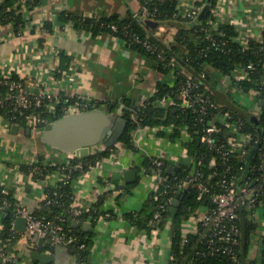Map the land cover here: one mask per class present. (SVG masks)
Returning <instances> with one entry per match:
<instances>
[{
    "label": "crops",
    "instance_id": "0c3cea01",
    "mask_svg": "<svg viewBox=\"0 0 264 264\" xmlns=\"http://www.w3.org/2000/svg\"><path fill=\"white\" fill-rule=\"evenodd\" d=\"M197 1L205 4L202 0H177L179 13H185ZM218 2L217 19L234 24L240 32L239 39L261 38L264 0ZM28 3V0L15 2L14 7L18 6L24 14L21 31L15 30L13 22L0 23V69L16 74L33 93L49 90L87 96L103 101L99 106L107 111V102H113L117 108L109 112L116 116L125 100L134 107L144 105L146 100L156 96L160 83H173L172 73H162L151 57L129 47L117 35L109 32L93 35L76 27L74 22L60 18L63 12L96 17L118 14L122 17L138 16L150 22L152 17L147 15L140 0H40L34 9ZM49 22L51 28L46 25ZM178 30L174 23H158L152 31L165 44L171 45ZM61 54L68 56L66 66L61 65ZM209 69L212 74L217 73L213 67ZM222 80L233 90L226 76ZM220 82L213 88L226 100V96L229 98L232 93L225 95ZM248 96L257 103L256 96ZM256 103L249 106L237 102L240 106L235 108L252 114L251 107ZM14 124L17 123L0 118V186L13 192L16 208L34 212L44 200L47 189L60 184L62 173L55 166L42 178H35L32 172L23 171L21 164L67 162L71 153L45 142L41 138V129L29 127L28 131L19 125L14 129ZM154 127L135 129L132 132L134 149L118 142L115 151L103 156L99 167L84 171L74 180L75 206L88 209L101 199L100 208L111 213L100 216L96 222L91 218L78 222L70 220L74 225L79 224L84 233L92 232L93 243L86 262H80L65 245L41 247L45 240L28 238L25 231L14 228V219L13 229L20 237L15 245L17 259L12 264H168L176 227L171 219L156 228L148 225V211L153 207L147 211L143 208L152 198L157 180L154 174L142 169L143 160L145 157L165 156L167 169L172 165H178L180 169L183 163L191 164L193 160L187 154L182 155L168 137L158 133L163 130L162 126ZM99 145L91 146L90 153ZM127 170L136 171V179L128 181L125 178ZM128 212H137L138 217L146 221L144 224L135 222L126 216ZM255 217L257 220L264 218L263 206L258 208ZM3 229L0 216V241ZM179 229L182 234L194 233L197 229L195 215L182 220ZM34 250L48 253L47 260L34 258ZM252 256L250 254L251 264L255 263Z\"/></svg>",
    "mask_w": 264,
    "mask_h": 264
},
{
    "label": "trees",
    "instance_id": "16d2710c",
    "mask_svg": "<svg viewBox=\"0 0 264 264\" xmlns=\"http://www.w3.org/2000/svg\"><path fill=\"white\" fill-rule=\"evenodd\" d=\"M16 1L18 0H4L0 3V23L7 24L13 22L15 30L21 31L20 29H22L25 20L23 12L18 10L19 7H14ZM203 1L205 4L202 2L198 3L200 6H206L207 4V10L201 13L204 8L203 6L197 11L194 17H187L180 14L177 0H140L143 9L147 10V15L152 17L150 22L143 21L138 16L130 15L129 17H122L118 14H103L96 17L63 12L60 18L74 22L76 27L83 28L93 35H98L103 32L117 35L129 47L151 57L155 61L156 67L162 73L168 74L174 69V66L169 63L171 59L174 58L177 62L176 69H174L178 81L176 87L170 88V85L160 83L159 92L156 96L146 100L144 105L134 107L129 100H125L123 113L127 118V123L118 142L134 149L135 145L132 141V132L138 128V125L143 127L150 126L152 128L154 126H162L163 130L158 131V133L168 137L170 141L174 142L177 139L181 141L182 146H185L188 150L187 155L193 160L191 164L183 163L176 173L173 171L169 172L167 162H165L162 174L168 176V182L173 183L176 178L185 177L192 171L193 166L200 169V178L202 179L207 178L214 171L218 170L219 174L210 179V182H214L222 176L224 168L231 165L235 169V172L239 173L238 184L241 186L245 177L251 176L252 178H256L258 176L257 171L253 168V165L258 162L259 154L257 151L252 163L248 167L247 161L249 155L246 159H243L240 157L239 151L234 150L231 154L222 156L217 150L210 148L207 143L201 140V132L199 130L205 121L201 123L196 114L185 108H166L156 104L158 97L171 89L176 90L185 80L186 72H182L179 67L186 68L196 77H200L204 82L210 83L212 87H216L224 76H233L234 66H246L249 63H253L249 78L237 81L236 85L244 92H249L251 89L257 91L255 94L257 103L262 108L259 124L257 125L252 121L251 115L249 116L245 115L244 112H239L235 108L238 105L237 101H232L230 95L229 98L228 95L226 97L231 104L228 105L229 107L226 105L223 107L228 108L236 118L241 119L248 131H252L255 134H264V32L261 38L250 37L246 45L242 44L238 38L240 32L234 24L219 22L215 25L210 22L214 18L212 11L216 7L217 0ZM28 2L30 8L34 9L39 5L40 0H28ZM158 23H174L179 27L174 43L167 45L154 35L152 30ZM46 25L48 28H51L50 22ZM60 57L61 65L66 66L67 64L64 63L68 62V56L61 54ZM210 67H213L218 74H212L209 69ZM203 71L206 73L204 76L202 75ZM15 78H18L16 74ZM6 88V85H0V100H2L0 103V114L11 119L13 123H17L19 126L25 127L26 129L30 127L26 120L27 115L30 113L38 114L42 118H46L48 122H52L63 116L61 112L56 116L52 115L44 105L23 109L22 113L14 112L11 101L6 99ZM212 98L220 103H223L221 101H225L219 92L213 95ZM107 103L109 111L117 108L116 103ZM101 104H103V101H97V106ZM133 112L136 115V119L131 117ZM48 122H40L39 128L42 129ZM169 126L172 127L171 130L167 129L170 128ZM183 128L188 129L189 138H183ZM226 136L225 128L223 129L222 127L218 137L225 140ZM117 143L107 146L102 151H98V154H89L84 159L93 162L98 158H102L104 155L115 151ZM251 146L252 144H249V147ZM250 149L249 153L251 151ZM213 159H215V164L212 163ZM150 165L151 158L145 157L142 169ZM241 165L244 166L242 170L239 169ZM35 166H39L37 171L34 169ZM54 167L52 165L45 166L42 161H38L33 165L21 164L22 170L32 172L35 178H42L54 169ZM86 170L88 169L72 170L67 182L62 181L56 187L48 188L47 198H44L40 207L33 212L38 216L43 215L53 219L57 223H61L68 232L76 237V240L68 244L67 247L70 248L71 252L82 263L87 261L90 254V248L93 243L92 232L84 233L79 224L74 225L70 220L74 219L75 222H78L91 218L93 222H96L100 216L110 213L100 208L102 203L100 199L90 208L85 209L79 216L72 214L71 208L75 206L73 182ZM147 171L150 170L147 168ZM182 193L181 203L176 213L173 215L170 209L171 207H169L166 211L162 212V218L157 224L163 225L166 219H171L176 227L172 245L173 260L169 261L168 264H251L250 251L254 244V232L259 227L254 212L261 201L264 203V196H259L253 207L247 208L243 206L240 208V242L238 245H235V254L238 259L235 262L229 253L208 249L203 238V230L201 227V233H190L187 235L189 241L181 245L183 234L179 227L182 220L187 219L200 207H211L214 205L208 192H204L200 197L201 190L197 186L191 185L185 188ZM150 206L153 207V210L148 211L147 217L149 219L152 218L156 210V203L153 198H149L145 202L143 210L147 211ZM16 207L17 201L13 192L5 190L4 187L0 186V216L4 224L1 240L2 243H7L3 249L0 243V252H3L4 255H13L12 260L5 261L0 254V264H12L17 259L15 245L20 234L13 229V221L17 216ZM126 216L140 224H144L146 221L145 218L138 217L137 212H128ZM82 245L83 247H81ZM48 246L49 244L46 240L44 245H41V247ZM254 261L255 263L252 262L253 264H264V237L262 239L260 257Z\"/></svg>",
    "mask_w": 264,
    "mask_h": 264
},
{
    "label": "built area",
    "instance_id": "2783aa9c",
    "mask_svg": "<svg viewBox=\"0 0 264 264\" xmlns=\"http://www.w3.org/2000/svg\"><path fill=\"white\" fill-rule=\"evenodd\" d=\"M218 1L219 0H217L216 7L212 11L214 18L210 20V22L215 25L219 22H224L217 19V9L219 6ZM197 2L192 6V8L188 9L182 15L194 17L197 11L201 9ZM240 41L244 45L248 42L247 39H240ZM169 63L174 66V69H176L175 66L177 62L174 58L171 59ZM251 68H253V63H249L246 66H234L233 76H227L229 77V83L239 96H243V93L245 92L236 85V82L248 79ZM174 69L170 72L172 73L171 79L173 80V83L169 84L170 88L176 87L178 82ZM179 69L182 72H186L183 67H179ZM185 75L186 78L183 83L176 90L171 89L158 97L156 104L166 108H185L190 110L196 114L201 123L205 121L202 123L199 130V132H201L200 137L203 142L207 143L210 148L217 150L222 156H227L236 150L240 151L239 153L241 158L246 159L249 155V148H252L260 141V134L248 131L241 119L236 118L232 111L223 107L226 104L213 100L212 96L216 94V90L210 83L204 82L200 77L198 78L193 75V73L186 72ZM202 75L204 76L206 73L203 71ZM0 85H6V99L11 101L13 111L18 113H22L23 109H29L32 106L42 105H44L47 111L52 113L54 116H56L59 112L66 115L73 112L87 111L101 107L99 105L97 106L96 100L87 96H71L49 90L33 93L28 85L23 83L21 78L18 77L16 79L14 73L1 69ZM159 90L160 89L158 88L157 92H159ZM256 92V90L251 89L249 92H246V94L254 97ZM1 102L2 100H0V103ZM251 110L260 118L262 113L260 104L256 103L255 106L251 107ZM131 117L136 119L134 112ZM0 118L6 122L13 123L11 119L2 114H0ZM26 120L27 124L31 128H39L40 122H48L46 118H42L35 113L28 114ZM222 127L223 129L225 128V132L227 134L225 140L218 137V134L221 133ZM143 128V126L138 125L137 130ZM158 128L160 127H156V129ZM167 129L171 130L172 127ZM182 131L183 138H189L188 129L183 128ZM173 143H175L177 148H183L182 155L188 153L187 148L182 146L181 141L177 139ZM249 144H252V146L249 147ZM106 147V144L102 142L99 147L90 154H98V151H102L106 149ZM256 151L259 154L258 162L253 165V168L257 171L258 176L256 178H252L251 176L245 177L241 186L238 184L239 173L235 172V169L231 165L224 168L222 176L214 182H210V179L219 174L218 170L214 171L207 178L202 179L200 178V169L195 166H193L192 171H190V173L185 177L176 178L173 183L168 182V176L162 174L165 162L168 161L167 157L151 156V165L146 167L144 171L146 170V173L148 172L154 174L157 180V186L152 195V198L156 203V210L152 218L149 219L148 225L151 228L157 227V224L162 218V212L171 207L173 201L175 200L176 195H174V193L177 190L183 191L191 185L197 186L201 190L200 197L204 192H208L214 202V205L211 207H200L193 213L197 220V229L194 233H201V227L203 230V238L205 239L209 250H219L229 253L230 257L237 262L238 259L235 254V245H238L240 242V208L243 206L251 208L256 204L259 196H264V134L261 136V142ZM102 158H98L92 162L73 155L67 162L42 163L45 166H56L62 173L61 182H67L72 170L93 169L99 167L101 165ZM212 163L215 164V159L212 160ZM147 168L150 171H147ZM243 168L244 166L241 165L239 169L242 170ZM34 169L37 171L39 166H35ZM46 198L47 194L45 196V199ZM261 206L264 207L263 201L257 205L254 212L255 215L258 212V208ZM84 210V208L79 206L71 208V212L74 216H79L84 212ZM18 215L24 216L27 219L25 229L27 237H43L44 240L48 242L50 248H55L60 245L67 246L76 240V237L68 232L61 223H57L53 219L43 215L38 216L26 208H17V216ZM107 215L109 216L111 214L107 213ZM257 222L259 227L256 229V234L254 233L256 236H254V244L250 251L251 256L254 255L252 256L253 260L260 256L262 239L264 237V218L261 220L258 219ZM187 235L189 234L183 233L181 245H184L189 241ZM0 243L2 249L7 245V243H2V240ZM81 247H83V245ZM0 254L5 261L12 260L13 258L12 254L4 255L3 252H0ZM171 260H173V255L171 256Z\"/></svg>",
    "mask_w": 264,
    "mask_h": 264
},
{
    "label": "water",
    "instance_id": "95a60500",
    "mask_svg": "<svg viewBox=\"0 0 264 264\" xmlns=\"http://www.w3.org/2000/svg\"><path fill=\"white\" fill-rule=\"evenodd\" d=\"M210 1V0H209ZM208 5L204 6L201 13L205 12ZM232 66V64H231ZM233 67V66H232ZM229 79V77H227ZM224 102V101H222ZM224 103L226 105H230ZM232 106V105H231ZM235 106V105H233ZM238 109V108H237ZM124 105L120 108V111L114 116L112 113L104 108H95L87 111L73 112L70 114L63 115L62 117L49 122L41 129V138L49 143L50 145L58 148L59 150L70 152V158L75 155L77 157L85 158L90 154V147L99 143L104 142L106 145L111 146L116 144L121 138L127 123V118L123 113ZM245 115H251L252 121L259 124V117L255 114L246 113ZM13 128H18V124H14ZM30 128H28V131ZM260 141L253 146L249 153V158L247 161V167L252 163L254 155L256 153L257 147ZM240 152V151H239ZM179 169L178 165L169 166L168 171H176ZM126 179L129 181L131 179H136L137 172L134 170H127L125 172ZM127 185H125L126 187ZM183 196L182 190H179L176 194V198L172 203L171 211L173 215L176 213L178 206L181 203V198ZM21 224V225H20ZM27 225V219L24 216L18 215L15 217L14 228L21 231H25ZM43 237L40 238L42 242ZM48 253L32 251V256L36 259L46 261L48 258Z\"/></svg>",
    "mask_w": 264,
    "mask_h": 264
},
{
    "label": "rangeland",
    "instance_id": "374dc122",
    "mask_svg": "<svg viewBox=\"0 0 264 264\" xmlns=\"http://www.w3.org/2000/svg\"><path fill=\"white\" fill-rule=\"evenodd\" d=\"M215 75H217V73H215ZM219 85L222 87V88H224L225 89V91L223 92L225 95H226V93L228 92H230L231 91V93L232 94H230V96L232 97V101H235V100H237V102H242L243 104H245V105H249V106H251L252 104H254V103H256V101H255V99H251L247 94H246V92L245 93H243V96L242 95H238L237 94V92H235V89H233V90H231L232 88H230L228 85H225V83H224V81L223 80H221V82L219 83ZM231 87H232V85H231ZM239 96V97H238ZM235 99V100H234ZM222 102V101H221ZM223 103H227V104H229V102H228V100L226 99ZM100 144V143H99ZM180 149V150H179ZM178 151L180 152V153H182L183 152V148H178ZM259 256V255H258ZM260 257V256H259Z\"/></svg>",
    "mask_w": 264,
    "mask_h": 264
}]
</instances>
